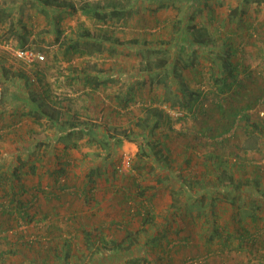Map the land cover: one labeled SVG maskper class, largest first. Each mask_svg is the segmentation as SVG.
<instances>
[{
    "label": "rangeland",
    "instance_id": "obj_1",
    "mask_svg": "<svg viewBox=\"0 0 264 264\" xmlns=\"http://www.w3.org/2000/svg\"><path fill=\"white\" fill-rule=\"evenodd\" d=\"M96 1L105 0H0V20H2L0 25L3 24L2 27L0 26V37L3 36L5 39L0 40V59L3 56L9 67H15L16 71L14 72L19 76L21 75L20 70H29V65L14 61L12 56L7 55L3 49V43L13 42L17 47H30L42 54L41 63L44 64L47 60L53 62L51 64L52 71H60L63 74L62 70L66 72L70 70L76 74L77 79L80 78V74L84 73L93 77L100 74L105 82L109 81L110 91L115 95L124 93L123 96L125 94L128 96L138 89L134 99L128 101L126 110L121 111V108L117 110V114H110L111 110L107 106L108 104L106 105L108 101L105 102L99 98V93L92 92L89 98H85L88 97V94H80V121L83 122V125L94 127V130L105 129L108 135L106 139V134L104 137L98 136L97 138L88 130H83L89 133L87 136H80L82 158H80L79 164L74 165V168L78 167L82 170L88 166L97 167L102 172L104 167L105 170L110 171V176L113 177L114 184L118 188L122 186L121 182L131 179L133 190L144 187L143 196L146 195L145 199L152 196L151 194H153V198L157 195L156 211L164 210L162 199L166 191H169L174 201L172 205L176 206L186 193L188 195L186 201L192 205L209 197L206 189L217 194L216 188L218 187L209 188L213 185L211 180L214 177L221 178L217 173L224 174L220 172L221 168L228 164L212 163L204 169V163L214 156L223 158L238 155V157H242V163H239L241 165H237L241 166L239 169H242V174L257 179L255 180L257 182L253 183L254 185L251 187L255 191L253 195L256 197L248 196V193H251V188H244L242 203L247 200L253 206L257 204L255 209L258 214L255 218L252 215L254 214L252 206V210L250 206H242V220L247 218L252 222V227L246 226L247 223L244 227L253 234L251 240L243 244L246 246L244 249L246 254L242 261L246 263V260H249L247 261L249 264H256L255 262L264 255V0L260 4H256L252 0H118L124 7L121 9L120 16H108L105 21H102L99 16L94 17L80 9L81 5ZM65 3L73 4L74 8L69 9L67 6H61ZM232 8H235L236 13L230 17ZM105 11H111V9ZM215 24H218V31L215 30ZM199 26L206 27L213 39V42L206 45L209 47L213 45L210 49L200 48L195 42L189 43V40L192 39L189 34L194 32L192 27ZM83 29L92 32L93 37L81 36L80 33H83ZM229 30L234 31L231 36L228 34L231 32ZM107 37H110V40H107ZM113 38L119 42H113ZM223 41H229L230 46L236 49V53L231 56V59H237L239 63H242L239 73L242 76V105L244 103L251 104V107L243 110L242 121L232 127L233 132L230 135L225 136V133L213 138L209 136L212 134L211 130L208 131L209 125L205 126L206 123H201L200 117L194 116L186 109L179 111L170 108L168 104L167 107L163 104H154L169 114L175 133H171L164 126L159 128L158 125L154 126L157 117L151 118L150 109L143 111L142 108L148 103L151 92L162 93V85L169 89L165 92L176 103V96L179 94L178 92H175V95L172 94L176 89L175 83L171 79L174 78V74L186 75V71L181 69V65H175V59H178L177 61L182 64L183 58L180 60V57H184L186 51L194 47L197 49L195 51H201L207 56L210 53V55H217V49L221 47ZM67 44L74 45L78 51L82 49L89 54L64 55L63 50ZM51 46L55 47L54 51H50ZM196 56L200 60L201 53L196 52ZM66 59L73 62L70 64L73 65L72 67H67ZM17 62L21 65L19 66ZM173 64L174 68L171 72ZM28 75L34 77L31 72ZM154 78L158 81L155 80L153 82L155 85L150 89L148 85L152 84ZM20 81L22 80L20 79ZM29 83L33 82L29 81ZM7 85L8 83H0V112H2V105L6 103V94L2 92L12 90ZM122 100L115 99L114 103L119 101V104L115 103V105L119 107ZM20 101L21 103L27 102L25 96H22ZM244 114H247L248 117L244 118ZM196 117L198 118L196 119ZM136 122L137 124H135ZM64 123L62 122L61 125L65 126L66 123ZM112 127L115 128L112 130ZM0 129H3L2 126ZM128 129L131 130L128 136L122 135V131ZM165 130L171 134V138L168 140L170 157L175 158L163 166L159 163L161 161L158 160L159 156L156 153L153 154L150 143L158 138L162 140L160 133ZM149 131L152 133L149 134ZM4 133L2 132L0 135ZM112 135H115V138H111ZM78 137L73 135L70 140ZM60 138L61 136L57 137V139ZM0 140H2V136H0ZM90 141H93V144H90ZM226 142L228 143L226 144ZM234 142L238 143V149L229 150V146ZM185 146L188 147L186 151L183 150ZM125 152L131 156L130 166L127 170L120 172L117 167ZM186 159L189 160L188 163L185 162ZM2 167L3 164L0 163V177L4 178ZM231 167L234 172H240L236 165H231ZM178 168L180 169L178 170ZM166 169L170 173L174 170L171 178H168ZM203 169L206 172L204 178ZM194 176L196 178L193 180ZM197 177L201 180L198 181ZM206 178H209L207 182ZM93 179L95 190L91 206L96 207L100 216H106L105 213H116L118 196L114 200L112 198V203L109 206L113 208L108 206L109 210H107L106 203L112 196V192L109 193L104 189L103 180L97 182L96 177ZM189 181H194V184L188 185ZM2 182L5 180L1 179L0 191H4L5 185ZM6 182L8 186L9 183H13L8 176H6ZM15 186V183L11 185L12 192H14ZM114 191V193L117 192ZM153 198L149 201L145 200L152 208ZM134 199V196H131L128 203L131 209L136 206ZM194 200L196 202H193ZM172 205L168 210H174ZM121 209L124 210L123 207ZM155 216L165 218L167 221L173 220V215H169V212L165 215L156 213ZM156 223L152 221L151 224L145 225V230H139L136 235L137 243L131 245L128 251L118 252V249H112L113 253L106 251L110 250L108 248L112 247V242L105 241L106 245H104L92 241L95 235H99L105 240L109 239L108 235L110 234L106 228L101 230H96V227L86 229L91 233L88 238L81 231L74 233L72 230L69 237V248H67L70 253V256L67 257L68 264H99L98 262L100 264H134L135 261L137 264H154L157 259L156 251L160 248L156 243L159 240L162 242V236L165 235L161 232L163 229H159ZM242 224L244 225V222ZM138 226L139 223L133 221L130 228L135 232L134 229H138ZM120 229L122 231L115 233L114 238L120 239L124 235V228ZM5 230V228L0 230V237H7L8 231ZM165 230L170 234L168 239L170 242L177 238L173 236L175 233L171 225L170 230ZM39 235L40 237L45 236L44 234ZM11 238L14 239V237ZM46 241L45 238L40 239L38 244H33V247L24 245L21 250L28 249L29 254L25 252L16 256L12 254V259L6 260V262L0 260V263L32 264L34 261V264H62L55 258H43L49 247V243H45ZM151 241L152 243L147 244ZM4 245L6 247L7 242H4ZM62 245V241H58L54 245L56 248L53 252H57V250L64 252ZM126 246L124 243L121 247ZM149 247V260H145L142 258V251L145 253L146 248L149 249ZM102 252L105 254H101ZM75 255H77V259L74 258ZM20 257L26 261L18 263Z\"/></svg>",
    "mask_w": 264,
    "mask_h": 264
},
{
    "label": "crops",
    "instance_id": "obj_2",
    "mask_svg": "<svg viewBox=\"0 0 264 264\" xmlns=\"http://www.w3.org/2000/svg\"><path fill=\"white\" fill-rule=\"evenodd\" d=\"M0 26L2 27L3 24ZM0 40L5 39L2 36ZM12 44L15 45L13 42ZM54 50L55 47L51 46L50 51ZM188 51L190 52V49ZM188 51H186L184 57L187 56ZM196 52L201 53L200 60H198L199 57L196 54L195 59L199 62L197 64L198 69H201L204 74V77L202 76V83L208 79V83L204 86V89H206L213 79L209 78L211 74L208 69L211 66L210 57L201 51ZM175 60L177 61L178 59ZM52 63L47 60L44 64L41 61L27 64L29 65V67L27 66L29 70L22 71L19 69L21 74L19 76L18 73L14 72L16 71L15 67H9L3 56L0 59V81L4 82V84L8 83L7 86L12 88L11 91L2 92L6 94V103L2 105V112H0V126L3 128L0 129V133L5 132L3 135H0L2 136V140H0V163L3 164L1 170L4 174V178L0 177V184L1 179L5 180V182H2L5 185L3 187L4 191H0V202L5 203L1 204L4 208L0 209V230L13 226L18 230L15 241L7 237L11 239L12 242L10 243L7 242V239L0 237V260H4L3 262L12 259L11 257L13 256L6 251V249L12 246L11 249L14 250L13 255L15 256L23 252L29 254L28 249L21 250L22 246L20 242L23 241L21 239L23 234L27 232L37 233V229H39V234H44V237H46L47 235H51L49 232H54L55 229L63 227L66 228L70 223V215L73 213L74 207L69 201V190L62 186L61 182L62 180H66V182L73 183V179L76 178L85 180L87 179V171L89 169V166L82 170L78 167L74 168V165L80 163L82 156L80 155V138L72 139L76 143L73 145L69 142L72 141L70 138H73V135L70 138L63 137L64 133L68 131L80 129V94H88V97L85 98H89L92 92L99 93V98L105 100V102L108 101L106 105L108 104L107 106L111 110L110 114H116L117 112L114 110L117 109L114 103L116 95L110 91L111 84L109 81L103 82L105 79L100 74L94 75V78L100 81V83L97 84L96 88L90 89L85 82L87 73L80 74V78L77 79L76 74L68 69L67 72L62 70L64 75L60 71H52ZM70 64H73V62L71 63L70 60L66 61L67 67L73 66ZM18 65L20 66L21 64L18 63ZM29 72L34 77L28 75ZM76 73L78 74V72ZM183 76V79L188 78L185 80L192 87L196 88L194 76L190 75V73ZM196 78L199 79V77ZM171 80L174 83V80ZM29 81L33 83L31 84ZM202 87L200 86L201 92H203ZM46 89L49 90V97L44 92ZM53 95L56 96V100L60 99L61 101L55 102ZM122 95L124 93H119V96ZM22 96H25L26 104L21 103L20 98ZM32 97L37 100V103ZM207 97L209 100L210 95L208 94ZM35 116H38V118L36 119ZM66 121L73 122V127L68 124L65 126L61 125L62 122ZM59 136L61 138L57 139ZM218 158V162H213L210 159L205 163L208 165L212 163L228 164L221 168L220 172L224 174L217 173L221 178L214 177L211 180L213 185L209 188L211 189L213 186L218 187L216 188L217 194L206 189L205 191L208 192L207 195L209 197H205L196 205H192L187 203L186 197L188 195L186 193L182 201L176 206L172 205L174 201L169 191L164 193L162 199L164 203L162 208L164 210L160 212L155 209V214L163 213L165 215L169 212V215H173V220L169 219L170 221H167L162 217H156L153 220L157 222L156 226L159 229H163L161 231L162 234L166 235L162 236V242L160 240L158 242L160 248L156 251L157 261H154V264L156 262L158 264L159 261L164 264H167V262L175 264L190 257H196L195 264H242L243 239L242 234L239 236L237 231L242 233V227L245 226V223H247L246 226L252 227V222L247 218L246 220H242V206L246 205L250 206V208L252 206L254 209L253 217L256 218L258 215L255 209L257 208V204L253 206L247 200L245 203H242V191L244 188H251L257 182L255 181L257 179L242 174V169H239L241 166H237L240 162L242 163V157L229 156ZM231 165H236L237 170L240 172H234L233 168H230ZM102 169L103 171H100L94 177H96L97 182L103 180L102 185L104 189L109 191V193L112 192V196L109 198L108 203H106L107 210H109L108 206L112 203V198L114 200L118 196L114 193V190L118 186L114 184L115 181L110 176V171L108 169L105 170L104 167ZM176 169L175 167L174 170L176 171ZM204 169L202 171L203 178L206 175ZM173 171L171 173L169 170L166 171L168 178L172 177ZM6 176L16 185L13 188V190L15 189L13 193L11 189L13 183H9L8 186ZM195 178L194 176L193 179ZM198 179L200 178L197 177ZM205 180L207 182L209 178ZM77 184L79 185L78 182ZM121 184L122 189L123 187L130 186L129 179L121 182ZM189 184L190 186L192 185L190 182ZM79 192L80 194L84 193V191ZM250 192L248 196L252 195L256 197L253 195L255 191L252 188ZM11 196L16 198L13 208L10 207V204H7V199ZM193 202L196 201L194 200ZM17 205H20V207L18 208ZM170 205L174 207L173 211L168 210ZM81 208L84 209L83 214L89 211L97 213L96 218L93 220L94 224L95 222H100L106 225L113 218L119 219L121 217L115 215V213H105L107 217L104 215L100 216L99 211H96V207L92 206L90 208ZM9 211L13 213L10 214L8 213ZM17 211L29 213V217L25 218L27 221L24 218L22 219L17 214ZM253 217L251 218L252 220ZM120 221L125 222V217H121ZM242 222H244V225ZM170 225L174 229L173 232L175 234L173 236H181L184 242L183 247L180 248L179 246L177 249L174 248L175 246H165L170 241L168 240L170 234L165 229L170 230ZM7 231L12 232V230ZM29 238H32V236ZM24 239L28 238L25 237ZM4 242H7L6 247ZM3 252L4 254H2ZM146 252L142 251V256L144 255L145 258L149 259V253ZM43 258H55L57 262L61 263L64 257L62 251L60 253L50 251ZM74 258L77 259V255ZM19 261L26 260L20 257L18 263H20ZM258 262L264 263V257H260ZM0 264L4 263L1 262Z\"/></svg>",
    "mask_w": 264,
    "mask_h": 264
},
{
    "label": "trees",
    "instance_id": "obj_3",
    "mask_svg": "<svg viewBox=\"0 0 264 264\" xmlns=\"http://www.w3.org/2000/svg\"><path fill=\"white\" fill-rule=\"evenodd\" d=\"M252 1H254L256 4H260L262 2V0H252ZM44 2H46V1H44ZM203 3H205V1H203ZM46 4H49V3H46ZM56 6H60V5H56ZM61 6H63V7L67 6L69 9L74 8L73 4H71V3H65V5H61ZM123 8L124 7L121 5L120 1H118V0H105L102 2L96 1V2H92V3H85V4L81 5V7H80V9L84 13H89L94 17L99 16V18H101L102 21H105L108 16H114V17L120 16L121 9H123ZM106 9H111V11H105ZM235 13H236L235 8H232L230 10V17L234 16ZM214 27H215V30L218 31V24H215ZM192 28H194V32L193 33L191 32L190 34L188 33L189 36L192 38L191 40H189V43L192 44L193 42H195V44L200 48H204V49L209 48L210 49L213 45H211L210 47L206 46V45L210 42H213V39L211 38L210 33L207 31V28L204 26L192 27ZM229 31H231V32L230 33L227 32V33L231 36L232 35L231 33H233L234 31H232V30H229ZM82 32L83 33H80L81 36L93 37V33L88 32V30L83 29ZM109 38L110 37H107V40H110ZM112 41L117 42V43L119 42L116 38H113ZM195 50H197L196 47L190 49V52H188L187 56L180 57V60L183 58L182 64L179 63L178 61H176L175 65H181V69L186 71V75H188L190 73V75L194 76V79L196 80V88L192 87L190 85V83L185 80L188 78L183 79L184 76L182 74H180V73L174 74V78H172V79L174 80L176 91H173L172 94L175 95L176 94L175 92H178V94H179L178 96H176L177 97L176 103H174V101L169 98L167 92H165V90L169 91V89L165 88V86L162 85V87H161L163 89L162 93H152L151 92L150 96L148 97V103L145 104V107H143L142 110L146 111V110L150 109L149 114L151 115V118L157 117V119L154 122V126L158 125V128L161 126H164V128L168 129V131H170L171 133H173V132L175 133V131L172 127L171 117L169 116V114L166 111H164L163 108L161 109V108L155 106L154 104H159V105L163 104L166 107L168 104L170 108L178 109L179 111L182 109H186L187 111L191 112L194 116L200 117L201 118L200 122L202 121L201 123H206L205 126H207V124L209 125L208 131L209 130L212 131V134L209 135L210 137L214 138V137L220 136V134H225V133H226L225 136L230 135L233 132L232 127L236 123H238L239 121H242L243 110L251 107V104H249V103H244V105H242V76H240V74H239L241 67H242V63H239L237 59H231V56H233L236 53V49L234 47L230 46L229 41H223V43H221V47L219 49H217V51H218V53H216L217 55H210L211 53L209 54L211 66H209L208 69L210 70L209 72L211 73L210 77L213 79H212V83H209L207 85V88L204 89L205 84L208 83L207 82L208 79L205 80L204 83H202V81H203L202 78L204 77V74L202 73V70L198 69V67H197V64L199 62H197V60L195 59V54H196ZM63 54L64 55L80 54V56H82V55L89 54V53H87V51H84L82 49H80L78 51V48L74 47V45L67 44L64 47ZM66 60L69 61V59H66ZM160 61L163 62L164 60H160ZM159 64H162L163 66L165 65L164 63H159ZM157 66L159 67L158 64H157ZM173 68H174V64L172 65V67L170 69L171 72H172ZM196 77H199V79ZM155 80L158 81V79L154 78L152 80V84L148 85L150 89L153 87V85H155V84H153V82ZM85 82L88 84L90 89L96 88L97 84L100 83V81H97L96 78H94L93 76H89V75H87ZM103 82H105V81H103ZM161 82L162 81L160 79V83ZM200 86H203L202 87L203 92H201ZM140 91L142 92V89H140ZM44 92L48 95L47 97H49V90L46 89V90H44ZM137 93H138V89L135 92L133 91L132 94H130L128 96H127V94H125V96H123V95L119 96V94L116 95L115 99H119V100L123 99L122 100L123 102H121L119 107H117L115 105L117 109H114V110L117 111L121 108H122L121 111L126 110L128 101L131 99H134L135 94H137ZM208 94L210 95L209 100L207 97ZM53 97H55V100H54L55 102L60 100V99L56 100V96H54V95H53ZM32 99L37 103V100H35V98L32 97ZM116 104L118 105L119 101ZM149 104H151V105H149ZM117 112H116V114H117ZM57 117H58V115H57ZM198 117H196V119ZM247 117H248V115L244 114V118H247ZM35 118L37 119L38 116H35ZM65 123L68 124L69 126H72V127L74 125L73 122H69V121L65 122ZM135 124H137V122ZM114 128L115 127H112V130ZM83 130H88L90 133H92V135H95V137H97V138H98V136L104 137L106 134V137H105V139H106L107 135H108L106 133L105 129H103L101 131L94 130V127L91 128L90 126L83 125V122L80 121V129L68 131V132L64 133L63 137L64 138L65 137L70 138L72 135H76L77 137L79 136L78 138H80V136H82V135L87 136V134L89 132L83 131ZM130 132H131V130H129V129L126 131L123 130L122 135L128 136V133H130ZM149 132H150L149 134L152 133L151 131H149ZM204 132H206V131H204ZM160 135H162L161 136L162 140L160 138H158L157 140H154L153 143L152 142L150 143V148L153 149L152 150L153 154L156 153L159 156L158 160L159 159L161 160L159 162L160 165L166 166L167 162H169L170 160H173L175 158V157L174 158L170 157L171 151H170V146L168 144V142H169L168 140L171 138V134L168 133L167 130H165V131H161ZM110 137L115 138V135H112ZM144 137H146V136H144ZM69 142L72 143L73 145L76 144L74 142V140L69 141ZM89 143L93 144V141H90ZM227 143L228 142H226V144ZM187 148L188 147L185 146L183 148V150L185 149V151H186V150H188ZM231 149H238V143L237 142L232 143L229 146V150H231ZM228 152L231 153V151H228ZM142 153H143V151H142ZM218 156H220V155H218ZM232 156L238 157V155H232ZM137 157H139V156H137ZM81 158H82V156H81ZM210 159H212L213 162H218V160H219V158L217 156L210 157ZM210 159H208V160H210ZM185 162L188 163L189 160L186 159ZM203 163H204V161H203ZM208 166H209L208 164L203 165L204 168H208ZM100 170L101 169H98L97 167H89V169L87 171L88 172L87 173V179H85L86 181L84 179H81V178L80 179H78V178L73 179V181H74L73 183H71V182L69 183V182H66V180H63L61 182V184H62V186L66 187V189L69 190V201H70V203L73 204V207H74L73 213L70 215V223L68 224V226L66 228L63 227V228L55 229L54 232H49V234H51V235H47L46 237H44V236L40 237V235H38L39 229H37V233L27 232L26 234H23L21 237V239L23 240L22 242H20V244H22V247H24V245L28 246V247H30V246L33 247L34 246L33 244H38L40 239L45 238V239H47V241L45 243H47V242L49 243L48 244V246H49L48 250L45 253V255H46L48 252H50V250L53 252L54 249L56 248L54 245L58 241L61 240L63 243L62 246L64 247V249H63L64 252L62 251L64 258H62L61 263L62 264H68L67 257L70 256V253H68L67 248H69V237L71 236L72 230L74 231V233H80V231H81L82 234L85 235L86 238H88L91 233L86 229L96 227L95 228L96 230H101L102 228H106V230H108L107 232H109V234H110V235H108L109 239L105 240L103 237H101L99 235H95V237L92 239V241L93 242L95 241L96 244H104V245H106L105 241L106 242H112V247L108 248L110 250H106V251H110V253H113L112 249H118V252L124 251V250L128 251L130 249L131 245L136 244L137 243L136 235H138L139 230L140 231L145 230L144 229L145 225L151 224L152 221L156 218V216H155L156 215L155 214V209H156L155 201H156L157 195H155L153 198L152 197L153 194H151L152 196L146 197L147 199H145L144 196H146V195L144 194V196H143V193L145 192L144 187L143 188H137V190H133L131 183H130V186L123 187V189H122V187L115 189L117 191L115 194L118 195L116 201H117L118 206H119V207H117L118 212H116L115 215L125 217L126 221L121 222L120 221L121 217H120L119 219L113 218L111 221L107 222L106 225H103L100 222L94 221L96 224L95 225L93 223V220L96 218L97 213L93 212V211H89L88 213L83 214L82 212L84 209H82L81 207H85V208L91 207L93 199H94L93 195H94V190H95L92 182L94 180L93 179L94 175H98ZM117 170H118V167H117ZM199 180L200 179H198V181ZM130 181H131V179H129V182ZM198 181H195V183H198ZM77 182L79 183V185L77 184ZM189 182L192 183V185L194 184V181L193 182L189 181ZM79 191H84V193L80 194ZM135 191H136V194H135ZM13 196H11L9 199H7L8 200L7 204H10L11 208H13L14 203H16V200H15L16 198ZM131 196H134V198H135L134 200H135L136 206L134 207V209H131L130 204H128ZM138 196H140V197L137 198ZM151 198H153V208L150 207L149 203L147 202ZM145 200H147V201H145ZM1 204H5V203L0 202V209L4 208ZM17 204H19V203H17ZM127 205H129V206H127ZM17 207L19 208L20 205H17ZM121 207H123L124 210L121 209ZM1 211H3V210H1ZM80 211H81V214H80ZM8 213L11 214L13 212L9 211ZM17 214L19 216H21L22 219L24 218L25 221H27V219H25V218L29 217L28 216L29 213H27L25 211H17ZM132 217H133V219L131 220ZM133 221H136L137 223H139V226H138L139 228L134 229L135 232H133L130 228ZM120 228H122V229L124 228L125 233H124V235H122V237H120V239H116L113 236L115 233L117 234L120 232V230H121ZM43 229H45V228H43ZM6 230H12V232H8L6 234L7 237H9V238L14 237V239L17 238L16 235H18V230L16 229L15 226L7 227ZM45 231H46V229H45ZM237 234L239 236L242 234V239L244 240L243 244H246L247 241H250L251 237L253 235L252 232L250 230L247 231V229L245 227H242V233L237 231ZM30 236H32V238H29ZM7 237H3V238L7 239L8 243L12 242L11 239H9ZM25 237H27L28 240L27 239L25 240L24 239ZM176 237L177 238L175 239V242L168 241L165 246H171V247L175 246L174 248H177V249L179 248V246H180V248L183 247L184 242L181 239V236L177 235ZM124 243L127 246L121 247L122 244H124ZM148 243H152V241L147 242V244ZM243 244H242V260H244L243 256L246 254V253H244V249L246 246H243ZM145 245H146V243H145ZM156 245L159 246L160 244L156 243ZM42 246H46V245H42ZM42 246H41V248H43ZM171 247H169V248H171ZM11 248L12 247H9V249H6V251L12 255V254H14V250ZM145 251L150 253V247H149V249L146 248ZM57 252L60 253V251H58V250H57ZM2 254H4V252ZM101 254H105V253L102 252ZM263 257H264V255H263ZM142 258L145 260H149L148 258H145L144 255L142 256ZM159 260H160V258H159ZM156 261H157V259H156ZM195 261H196V257L195 258L190 257V258L185 259L182 262H178L175 264H195ZM247 261H249V260H246V263H243V261H242V264H249ZM32 263H34V261ZM98 263L100 264V262H98ZM251 263H252V261H251ZM255 263L256 264H264V263H260L258 261ZM134 264H137V262L135 261ZM156 264H157V262H156ZM158 264H164V263L163 262L161 263L159 261ZM167 264H170V263L167 262Z\"/></svg>",
    "mask_w": 264,
    "mask_h": 264
},
{
    "label": "built area",
    "instance_id": "obj_4",
    "mask_svg": "<svg viewBox=\"0 0 264 264\" xmlns=\"http://www.w3.org/2000/svg\"><path fill=\"white\" fill-rule=\"evenodd\" d=\"M2 46L6 53L11 55L13 59L25 64H31L43 59L42 54L36 52L33 48L30 47H17L9 42L3 43ZM130 157L131 156L129 153H123L121 162L118 165V170L120 172H123L124 170H127L129 168Z\"/></svg>",
    "mask_w": 264,
    "mask_h": 264
}]
</instances>
